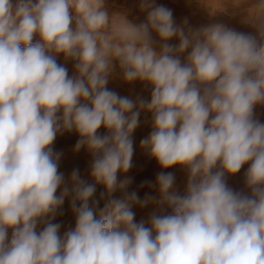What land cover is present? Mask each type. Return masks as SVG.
<instances>
[{"label": "clouds", "instance_id": "1", "mask_svg": "<svg viewBox=\"0 0 264 264\" xmlns=\"http://www.w3.org/2000/svg\"><path fill=\"white\" fill-rule=\"evenodd\" d=\"M140 7L146 17L134 23L106 0H0V264H264V122L254 118L264 20L255 34L192 29L154 0ZM117 75L151 86L150 99L109 89ZM142 112L152 126L142 148L161 169H186L185 194L170 171L139 185L159 198L118 179L132 167ZM71 132L95 183L59 171L54 142ZM246 164L250 195L226 179ZM97 185L105 192L94 199ZM66 199L75 227L61 235ZM149 204L160 211L146 226L133 209Z\"/></svg>", "mask_w": 264, "mask_h": 264}, {"label": "rangeland", "instance_id": "2", "mask_svg": "<svg viewBox=\"0 0 264 264\" xmlns=\"http://www.w3.org/2000/svg\"><path fill=\"white\" fill-rule=\"evenodd\" d=\"M155 5H164L173 11L174 19L177 24L182 23L187 18V27L197 29L210 24H224L235 28L237 31L255 34V29L251 26L260 20H264V9L259 6V0H154ZM141 0H106V7L109 14H123L134 22L139 23L146 17L147 12L142 10ZM73 14L74 10H73ZM170 43H178L175 39ZM187 53H185L186 55ZM57 61L60 64H65L63 55L57 56ZM66 67L69 70V75L74 74L72 62H68ZM107 87L116 91L121 96H129L132 99L143 97L150 99L151 86L140 81H135L131 84L125 83L118 75L109 81ZM254 118L264 122V104L257 105L254 110ZM100 134L105 133L103 127L98 130ZM152 131L151 114L142 112L140 116V125L133 133L134 140V155L132 158V167L127 173H118V179L123 180L126 177L133 178L132 184L128 191L136 190L138 195L143 198L145 193H149L159 198V193L156 189L149 188L145 185L140 188L141 181L151 180L155 182L156 174L160 171L173 172L175 174L174 191L179 194H185L188 182V173L186 169L180 166H174L169 169H161L155 159H152L147 154V151L142 148L141 140L148 137ZM79 139L75 132L64 133L58 135L54 148L61 151L63 156L60 160L59 171L65 174L66 181L71 175L73 169H79L80 176L88 183H95L90 175L91 154L86 148L80 151H75V144ZM248 164L244 165L240 172L234 176H227L228 185L235 191L250 195V189L245 184V173ZM61 189H58L57 195ZM105 192L103 185L96 186L94 199H99L100 194ZM122 193L118 190L113 193L112 198H122ZM109 197L105 194V198L100 201L99 207L102 208ZM136 213V221L144 220L148 226V220L153 212H159L160 206L149 204L145 208L136 206L133 209ZM63 215H58L56 219L69 217L75 222V215L72 212L69 200L66 199L63 205ZM55 222V221H54ZM61 232V231H60ZM63 232H61V235ZM10 235V233H9Z\"/></svg>", "mask_w": 264, "mask_h": 264}, {"label": "bare ground", "instance_id": "3", "mask_svg": "<svg viewBox=\"0 0 264 264\" xmlns=\"http://www.w3.org/2000/svg\"><path fill=\"white\" fill-rule=\"evenodd\" d=\"M55 222H59V223L62 224V227H61V230H60L61 232H64V231L68 230L69 228H74L75 227V222L69 217L56 219Z\"/></svg>", "mask_w": 264, "mask_h": 264}]
</instances>
